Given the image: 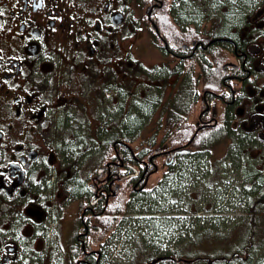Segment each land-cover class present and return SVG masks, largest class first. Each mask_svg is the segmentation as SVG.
Listing matches in <instances>:
<instances>
[{"label":"flooded vegetation","instance_id":"flooded-vegetation-1","mask_svg":"<svg viewBox=\"0 0 264 264\" xmlns=\"http://www.w3.org/2000/svg\"><path fill=\"white\" fill-rule=\"evenodd\" d=\"M251 175L264 0H0V264H110L108 216L168 185L187 216L163 249L215 247ZM235 246L228 264H264V243Z\"/></svg>","mask_w":264,"mask_h":264},{"label":"rangeland","instance_id":"rangeland-1","mask_svg":"<svg viewBox=\"0 0 264 264\" xmlns=\"http://www.w3.org/2000/svg\"><path fill=\"white\" fill-rule=\"evenodd\" d=\"M226 174V173H224ZM187 175V173H186ZM192 176L194 175H198V173H192ZM252 176V175H251ZM223 179L227 180L226 176H223ZM256 179L257 176H252L250 179L247 180L246 184L243 186V183H237L236 188H235V196H241L242 195V191L243 188L244 190L249 189V186H256ZM238 180V179H235ZM231 181V180H230ZM240 182V181H238ZM251 184V185H250ZM249 185V186H247ZM243 186V187H242ZM254 187L250 188L253 189ZM169 188L168 186H163L161 188H158L155 190L154 192V197L150 196L151 193L144 195V198L142 199V204L140 202H138L137 204L133 205L132 209L137 210L136 212H132L129 208L128 213L125 216V221L123 223V226L126 227V229L123 228V226H121L118 230V233L114 236V242H116L118 240V243L121 241L122 242V255L124 256V258H121V256H118L119 259L115 260L112 259V263L110 264H137V258L140 257H144V256H150V252L151 249L149 248V246L151 245V242L156 243V239L155 236L153 234H151V230L150 228L147 226L148 222H145V225L143 226L141 223L138 224L137 221L139 218H150V216L152 215V210L153 208H158L161 212L158 213H154V215L157 216H170L173 214V216H187V214H184V210H181V208H179L180 202L178 201V199H176L175 201H170L166 198H164L167 189ZM179 188V189H178ZM185 188V187H182ZM192 195H190V197H195V188L192 187ZM171 189L169 188V191ZM181 191L182 193V189L180 187L176 188V192L177 191ZM198 195H200V190H197L196 192ZM169 194V192H168ZM167 194V195H168ZM194 194V195H193ZM148 198H150V202H147ZM226 191L223 192V198L221 201H226ZM238 201V202H237ZM235 200L234 203V210L232 213L229 214V216H212V218H214L215 220H219V224H218V230L221 229L222 231L226 230L231 224H233L234 222L238 221L237 219L242 217V216H234L236 213L242 212L243 211V207H244V203L241 200L239 202V200ZM192 204H194V207H197V210H193L192 212H197L199 211V205H197V203L199 202V200H193L191 201ZM232 207V208H233ZM218 208H220V211H225L226 212V205L223 204H219ZM171 209L172 213H168L164 210H168ZM165 212V213H164ZM190 214V213H188ZM142 216V217H140ZM155 217V218H156ZM206 217H210V216H206ZM263 220H264V216H263ZM151 223V221H150ZM138 224V226H137ZM155 227V224H154ZM153 227V228H154ZM179 226H176L175 229H178ZM243 229L239 228L236 229L235 227L232 228L230 230V234L231 235H237L239 233H242ZM160 243L162 242V240L159 238ZM162 245V244H160ZM142 247L144 249H138L139 247ZM145 248H148L149 250H146ZM111 246L109 247L107 254L109 256V252H111ZM135 255V258H134ZM140 263V261L138 262V264Z\"/></svg>","mask_w":264,"mask_h":264},{"label":"trees","instance_id":"trees-1","mask_svg":"<svg viewBox=\"0 0 264 264\" xmlns=\"http://www.w3.org/2000/svg\"><path fill=\"white\" fill-rule=\"evenodd\" d=\"M254 200H261V202L264 201V194L259 191L254 197H253ZM256 203H259L258 201H253V204L255 205ZM254 205L251 206L252 208V211H253V208H254ZM124 205H122V209H121V212L124 210ZM255 218V216H249V222H252V219ZM115 223H117L116 220H113L112 223L109 225V227H114ZM253 230V228H252Z\"/></svg>","mask_w":264,"mask_h":264}]
</instances>
